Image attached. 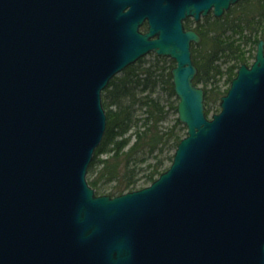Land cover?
<instances>
[{"label":"water","instance_id":"1","mask_svg":"<svg viewBox=\"0 0 264 264\" xmlns=\"http://www.w3.org/2000/svg\"><path fill=\"white\" fill-rule=\"evenodd\" d=\"M238 1L0 0V264H264V40L207 119L181 22ZM149 53L186 135L149 185L95 195L102 91Z\"/></svg>","mask_w":264,"mask_h":264},{"label":"trees","instance_id":"2","mask_svg":"<svg viewBox=\"0 0 264 264\" xmlns=\"http://www.w3.org/2000/svg\"><path fill=\"white\" fill-rule=\"evenodd\" d=\"M200 28L203 31V25ZM207 34L209 50L200 53L195 47L192 60L198 69L194 83L203 87L205 113L211 115L220 110V97L228 90L220 91L216 78L224 74L230 82L250 56L243 46L254 50L264 38V0H240L221 18L211 16ZM207 34H202L205 41ZM225 61L231 64L222 72ZM173 66L171 59L150 53L114 76L102 91L106 129L87 171L96 195L104 194L108 184H112L107 188L112 196L142 188L171 163L186 134L176 117L178 100L170 75ZM102 154L108 157L99 159ZM148 160L152 161L146 163ZM140 163H146L145 167H138Z\"/></svg>","mask_w":264,"mask_h":264},{"label":"flooded vegetation","instance_id":"3","mask_svg":"<svg viewBox=\"0 0 264 264\" xmlns=\"http://www.w3.org/2000/svg\"><path fill=\"white\" fill-rule=\"evenodd\" d=\"M182 25L185 30H192L196 32L200 37L201 40L197 44H191V51L194 47H197L201 50L202 53H205L209 50V43H208V30H209V22H210V12L206 13L204 16H200L199 20H195L194 16H186L184 19H182ZM203 25V31H201L200 26ZM138 30L140 33L144 34L148 31V22L147 20H143L141 25L138 27ZM206 32L207 39L204 40V37H202V34Z\"/></svg>","mask_w":264,"mask_h":264},{"label":"rangeland","instance_id":"4","mask_svg":"<svg viewBox=\"0 0 264 264\" xmlns=\"http://www.w3.org/2000/svg\"><path fill=\"white\" fill-rule=\"evenodd\" d=\"M208 43H209V41H208ZM195 48V47H194ZM243 49L244 50H246V51H248V50H250V56H248L247 57V59H246V64L247 65H249L251 62H252V60H253V56H254V50H253V48H252V46H249V45H246V46H243ZM200 49H198L197 51H199ZM197 53V52H196ZM200 53H202L201 52V50H200ZM230 64H231V62H226L225 61V64H221V71L223 72L224 70H225V68H226V66H230ZM216 80H218V82H217V87H219L220 88V91H222V90H225L227 87H228V85H229V82L226 80V76L223 74V75H221L220 77H217L216 78ZM198 86H200V87H202L200 84L198 85ZM203 88V87H202ZM174 116V115H173ZM173 116H170V118H173ZM210 116V115H209ZM173 152V151H172ZM108 157V155L107 154H102L100 157H99V159H105V158H107ZM152 160H148L146 163H149V162H151ZM146 163H140L139 165H138V167H141V168H143V167H145V165H146ZM168 164H169V162H168ZM168 164H166L167 166H168ZM141 174H142V172H140L139 174H138V177L140 178L141 177ZM91 178H92V176L90 175V174H87V176H86V179H87V181L89 182V180H91ZM112 184H108L107 186H105V188H104V195H110L109 194V189H107L109 186H111ZM137 185L138 186H141L142 185V180H139L138 181V183H137ZM148 185V184H147ZM147 185H145V186H147ZM110 196H112V195H110Z\"/></svg>","mask_w":264,"mask_h":264}]
</instances>
